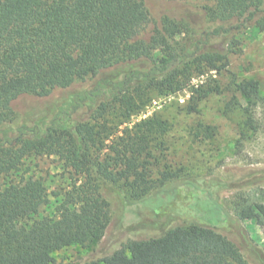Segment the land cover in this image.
Instances as JSON below:
<instances>
[{
  "label": "trees",
  "instance_id": "1",
  "mask_svg": "<svg viewBox=\"0 0 264 264\" xmlns=\"http://www.w3.org/2000/svg\"><path fill=\"white\" fill-rule=\"evenodd\" d=\"M207 1L214 3L204 9V19L217 24L212 29L164 18L145 41L140 35L149 16L141 0H0V264H55L54 252L100 239L110 219L101 193L107 183L125 182L155 215L161 213L158 200H168L164 207L171 203L180 190L167 188L177 175L165 171L157 183L152 179L153 151L165 150L171 124L154 115L124 127L155 96L187 91L186 112L194 114L203 100L229 92L223 114L239 111L242 117L236 147L257 130V81L226 88L216 79L191 84L194 77L227 69L236 33L264 31V0ZM231 33L227 49L212 46ZM87 81L39 119L15 123L19 97L48 98ZM83 114L84 120H75ZM215 130L198 123L191 135L209 140ZM43 155L57 157L74 176L70 189L53 199L41 179L21 175L28 158ZM182 185L196 187L191 181ZM192 198L204 219L200 206L210 200ZM235 213L240 220L261 218L264 226L263 204L237 205ZM99 264L248 263L226 237L192 225L131 241Z\"/></svg>",
  "mask_w": 264,
  "mask_h": 264
},
{
  "label": "rangeland",
  "instance_id": "2",
  "mask_svg": "<svg viewBox=\"0 0 264 264\" xmlns=\"http://www.w3.org/2000/svg\"><path fill=\"white\" fill-rule=\"evenodd\" d=\"M149 16V22L140 39L149 40L164 18L189 22L194 28L212 29L217 24L204 19L205 8L214 7L207 0H141ZM236 21L226 25H235ZM233 38L229 36L211 42L216 49H227ZM236 53L228 54V67L220 74L207 72L194 77L196 87L209 79L219 81L222 88L231 82L255 80L259 83V100L254 107L257 125L255 132L236 147L239 140V127L242 117L239 111L224 115L222 109L230 100L231 94L211 95L198 105V112L188 114L187 91L166 96H155L152 102L135 112L124 127L132 128L141 120L159 115L169 121L171 128L164 137L165 150L153 151L152 179L155 183L161 172H171L179 180L167 188L180 190L170 204L158 200L155 208L161 213L151 212V205L139 203L125 182L102 185L101 193L109 204V224L100 239L92 240L84 246L71 245L53 253L55 264H99L131 241L146 240L161 236L168 229L177 226H205L226 237L240 251L248 264H264V226L262 219L240 220L235 207L243 204L264 205V31L249 28L235 34ZM91 81L75 85L64 91H55L48 98L29 95L19 97L13 103L16 124L23 120H37L49 108L59 104L73 91L84 89ZM242 104L246 101L241 99ZM87 115H78L75 120H84ZM198 123L215 127L212 139H194L191 130ZM23 177L41 179L51 199L54 194L70 189L74 176L54 156H31L22 167ZM19 178H16L18 181ZM191 181L196 187L192 191L183 183ZM196 195L201 201L210 200L209 205H201V218L195 208ZM53 195V196H52ZM213 206V207H212ZM212 207V208H211ZM216 224L211 223V219Z\"/></svg>",
  "mask_w": 264,
  "mask_h": 264
}]
</instances>
